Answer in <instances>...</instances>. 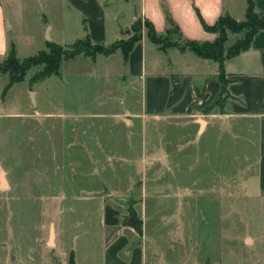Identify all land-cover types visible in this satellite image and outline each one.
Here are the masks:
<instances>
[{
  "label": "rangeland",
  "instance_id": "374dc122",
  "mask_svg": "<svg viewBox=\"0 0 264 264\" xmlns=\"http://www.w3.org/2000/svg\"><path fill=\"white\" fill-rule=\"evenodd\" d=\"M101 3L109 24L122 15L123 31L104 36L98 12L66 20L62 5L45 0L26 2L6 20L19 60L49 53L44 13L61 49L48 59L60 75L30 83L45 66L33 65L3 104L8 75H0V168L7 182L0 187V264L10 253L20 264H264V205L239 188L247 163L238 145L212 127L201 132L200 108L181 115L146 111L143 81L128 77L120 50L97 60L82 52L65 58L73 53L68 46L87 35L83 18L103 46L127 41L131 23L145 19L134 16L135 2ZM143 25L141 37L149 40ZM158 35L182 44L175 32ZM118 239H126L119 250Z\"/></svg>",
  "mask_w": 264,
  "mask_h": 264
},
{
  "label": "crops",
  "instance_id": "0c3cea01",
  "mask_svg": "<svg viewBox=\"0 0 264 264\" xmlns=\"http://www.w3.org/2000/svg\"><path fill=\"white\" fill-rule=\"evenodd\" d=\"M40 1L44 0H0V61L6 58L11 44L16 49L15 43L8 35L12 26L11 22L9 25L6 23V20H10L9 14L12 12L14 15L16 12L14 9H22V5L26 2L39 4ZM45 1L51 2L53 5H62L66 20L71 19L72 14L86 16L89 9L98 12L99 20L96 24L100 34L104 36L111 32L119 33L122 30L119 23L122 15L115 14L112 17L114 22L109 24L105 15L108 7L101 3V0H79L77 3L75 0ZM129 1L135 2L134 8L137 10L136 13L134 11V16L139 14L150 20L158 34H164L170 28L164 20L166 12L178 32L182 33L184 40L189 41L200 38L205 42H212L216 38V33L204 30L201 23L211 26L223 14H227L232 20L239 22L243 20L245 11V0ZM252 2L255 12L259 13L264 10V0H252ZM40 20L43 22V26L47 27L46 34L49 36V41L45 36L44 42L52 40L56 43L52 39L54 26L51 25L48 15L42 14ZM82 24H84V31L91 42L102 44L92 38L89 19L83 18ZM229 35H236L235 42L241 38L242 33L228 34L227 40ZM178 42L182 43L183 39H178ZM228 48L224 49V52ZM135 53L138 55L133 58ZM160 56L164 58V61L158 66L156 59L158 58L160 61ZM123 64H127L130 79L141 78L143 81L144 108L151 115H158L165 111L170 115H181L193 113L200 108V115L204 116L200 125L201 132L212 127L214 133L216 131L220 138L223 137L224 141H229V145H238L237 154H240L242 156L240 159H244L247 163L244 168L245 176L242 178L239 188L248 197L255 198L259 204L264 205V30L256 32L251 37L245 51L223 59V73L225 79L228 80L224 91H221V85L217 78L218 65L215 61L202 59L186 49L179 51L177 48H168L162 52L145 36L134 45L127 60H123ZM133 67H135V71H133ZM7 80L8 78L4 79L3 77L2 86ZM28 92L35 97L32 88H29ZM5 97L1 104L4 103ZM217 97H220V100L208 112H204V109ZM53 231L54 248H56L54 225ZM121 240L126 242V239H120V241L118 239L114 244L117 250H119L118 243ZM110 247L112 248L113 245ZM109 261L112 264H130L119 259ZM2 264L20 263L13 253H10L6 255Z\"/></svg>",
  "mask_w": 264,
  "mask_h": 264
},
{
  "label": "trees",
  "instance_id": "16d2710c",
  "mask_svg": "<svg viewBox=\"0 0 264 264\" xmlns=\"http://www.w3.org/2000/svg\"><path fill=\"white\" fill-rule=\"evenodd\" d=\"M166 22L170 28L165 31V34L169 35L175 32L180 39L177 27L167 17ZM141 23H143V26L149 30L147 34L149 40L157 45L160 51L165 52V50L168 48H177L179 51L186 49L202 59L215 61L218 65L217 78L221 85V91H224L228 80L224 77L222 61L226 57L245 51L248 48L251 37L256 32L264 30V10L259 13L255 12L252 0H245V11L242 21L236 22L232 20L227 14H223L211 26H206L205 24L201 23L204 30L216 33V38L212 42L197 43L195 41L183 40L181 45L164 42L163 37H160V35L156 33L151 22L146 19L142 20L138 17L130 27L134 35L131 36L127 41L118 42L111 46H103L100 44H93L89 39V36L86 35L83 40H77L72 45L68 46V49H73V53H67L65 58L73 59L76 54L81 52L83 55L91 56L92 58H95L97 54L109 56L120 50L123 55V60L126 61L134 45L142 38L140 33L142 29L140 27ZM227 31L231 34L241 32L242 36L224 52L223 46L227 40ZM47 48L49 49V53H54L55 51L61 49L59 45L51 42L47 43ZM77 49L79 50L76 51ZM49 53L40 51L36 54L24 57L22 60H19L16 54V49L14 45L11 44L6 58L0 61V74L8 75V80L4 84L1 91V98L4 99L9 88L14 83L23 81L26 72L35 64L44 63L45 66L43 70L37 72L33 77L30 78V83L42 80L51 74L60 75L59 64L56 62L50 63L48 60ZM219 100L220 97L212 100V102L204 109V111L210 110L211 107ZM69 264H75L74 260L71 259Z\"/></svg>",
  "mask_w": 264,
  "mask_h": 264
},
{
  "label": "water",
  "instance_id": "95a60500",
  "mask_svg": "<svg viewBox=\"0 0 264 264\" xmlns=\"http://www.w3.org/2000/svg\"><path fill=\"white\" fill-rule=\"evenodd\" d=\"M46 40L49 41V36L48 34H46ZM202 124V122H200V125ZM7 186V182H6V179H5V171L0 168V187H6ZM52 238V233H51V237H50V240Z\"/></svg>",
  "mask_w": 264,
  "mask_h": 264
}]
</instances>
